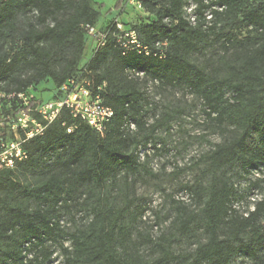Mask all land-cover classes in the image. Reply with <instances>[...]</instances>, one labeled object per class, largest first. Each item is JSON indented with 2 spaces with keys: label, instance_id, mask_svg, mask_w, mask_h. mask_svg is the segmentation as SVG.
<instances>
[{
  "label": "trees",
  "instance_id": "1",
  "mask_svg": "<svg viewBox=\"0 0 264 264\" xmlns=\"http://www.w3.org/2000/svg\"><path fill=\"white\" fill-rule=\"evenodd\" d=\"M195 1L191 23L187 0H142L147 20L125 24L151 53L124 51L111 20L100 28H111L106 44L85 60L89 26L101 16L93 0H0V89L28 93L50 79L59 97L85 71L94 86L107 83L103 103L114 111L102 136L63 109L42 135L24 141L18 171L0 170V264H51L55 252L58 264H233L239 256L264 264V198L247 213L235 205L245 198L237 183L248 179L250 189L257 181L249 176L264 174V0ZM158 41L168 43L162 57ZM215 44L221 52L213 63L192 60ZM148 81L198 97L205 120L224 137L182 185L191 202L172 199L169 231L158 237L138 229L146 207L136 203L131 177L151 172L153 135L169 129L175 114L166 110L148 123ZM41 102L35 95L30 106ZM22 107L17 97L3 99L0 119H14ZM185 238L195 247L177 249Z\"/></svg>",
  "mask_w": 264,
  "mask_h": 264
},
{
  "label": "rangeland",
  "instance_id": "2",
  "mask_svg": "<svg viewBox=\"0 0 264 264\" xmlns=\"http://www.w3.org/2000/svg\"><path fill=\"white\" fill-rule=\"evenodd\" d=\"M93 1L101 13L96 25L98 29L116 18L131 24L147 20L148 13L128 3L127 0L120 7L117 6L118 0ZM94 45V38L89 36L85 60L92 56ZM220 52L221 49L215 44L214 47L192 55V60L201 65H207L217 60V55ZM145 89L150 101L146 106V117L149 124L161 117L166 110L175 114V117L169 122V129L161 127L153 135L155 138H152V144L155 142L156 148L151 145L148 150L151 172L142 170L140 175L131 177L134 182V194L137 197L136 203L146 207L139 218L138 229L143 232H151L153 237H158L162 232L169 231V225L175 213L172 199L191 202V194L187 189H183L182 185L193 180L199 174L203 167V164H197L200 157L212 149L216 143L223 141L224 137L205 120L201 100L198 97L182 90L161 88L153 81H148ZM55 93L54 84L50 79L42 81L28 92V94L41 97L42 102L56 100L58 97H54ZM12 119L13 116L8 114H3L0 119V139L7 145L20 136ZM145 152L143 151L141 160H144ZM16 164L13 167L15 170H17ZM249 178L257 181V186L249 189L250 181L248 179L240 180L237 183L241 192H244L245 198L240 199L235 205L245 213L254 209V201L264 198V174L256 171ZM21 179L22 181L32 180L33 176L29 174L25 178L21 175ZM123 183H125V177L120 174L118 188L123 186ZM21 193L22 189H19L14 192V195L20 197ZM82 215L83 212L76 213L79 224L85 222ZM64 219L73 229L69 215H65ZM175 246L177 249H191L195 247V244H190V239L185 238ZM145 252L152 253L146 247ZM57 258L60 259L58 256ZM233 264H253V262L247 257L239 256Z\"/></svg>",
  "mask_w": 264,
  "mask_h": 264
},
{
  "label": "built area",
  "instance_id": "3",
  "mask_svg": "<svg viewBox=\"0 0 264 264\" xmlns=\"http://www.w3.org/2000/svg\"><path fill=\"white\" fill-rule=\"evenodd\" d=\"M128 3L136 6L137 8H143L142 0H127ZM188 3L184 5L186 10L187 19L191 23H196V14L194 12L197 7L195 0H187ZM221 9V7H219ZM145 11V10H144ZM207 19L212 18L210 11L206 12ZM112 26L116 27L113 31L114 36L120 47L124 51L131 49H141L146 54L151 53V49L147 46H143L140 43L136 30L127 26L119 19H113ZM111 32L110 29L96 28L89 26L88 35L92 36L95 41L93 52L106 44V39ZM167 41H158L156 47L158 48V54L162 57L164 55V47L167 46ZM137 75L142 76V72H137ZM104 81L97 86L93 85L92 79H90L85 71H80L76 76L68 79L60 89V96L56 100L46 101L39 103L36 108L30 106L31 98L35 97L34 94L23 93H6L0 89V108L2 106L3 99L15 98L21 101L23 107L17 112L16 119H12L16 129L19 133L22 130L25 134V138L19 136L18 139L11 141L8 145L0 139V170L5 168H13L14 164L23 160L26 157V151L23 148V143L29 138L35 135H42L46 128L60 116L63 109L69 110L70 114L75 118H80L86 121L91 127L96 129L102 136L107 133V123L112 118L114 111L112 107L103 103L101 92L106 86ZM36 112L38 116L34 113ZM74 126L67 128L68 132H71ZM143 151L141 156L143 157ZM58 252L53 254L54 261L51 264H58L60 259L57 258Z\"/></svg>",
  "mask_w": 264,
  "mask_h": 264
}]
</instances>
